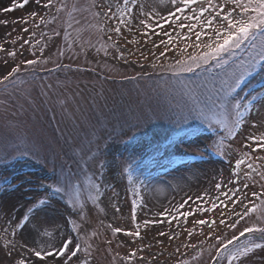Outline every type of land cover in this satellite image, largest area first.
I'll return each mask as SVG.
<instances>
[{"label":"rangeland","instance_id":"rangeland-1","mask_svg":"<svg viewBox=\"0 0 264 264\" xmlns=\"http://www.w3.org/2000/svg\"><path fill=\"white\" fill-rule=\"evenodd\" d=\"M12 3L13 0H0V20L9 21L6 27L0 24V37L10 32L11 36L5 37L8 40L17 36L28 39L34 32L36 36L33 44L37 45V41L42 42L41 33H44L43 39H47L52 35L53 28L61 32L67 28L70 33L69 39L75 41V47L70 54L73 58L69 59L66 55L61 61L69 66L68 69L49 73L46 69L53 68V63L38 66L36 69L21 66L20 73L31 72L33 74L31 78L25 75L23 78L17 77L19 80L15 86L0 92V205L15 204L21 212L26 207L39 210L41 208L39 200L50 198L49 206L35 213L38 222L48 233L44 239L53 237V234L70 235L82 245L81 259L87 258L92 264H124L121 258L126 257L131 251L128 237L122 233L113 235L112 228L134 230L135 223H140L143 235L146 231L142 224L144 219H160L159 213L165 209H174L189 196L196 197L208 192L215 198L220 195L215 191V183L227 182L229 173L236 171L234 164L239 158V153L229 152L228 148L230 143L232 148L236 147L234 141H237V134L233 132L229 136L225 130L229 129L231 116L227 105L232 98L237 97V93L244 104L247 103L245 97L250 99L251 96H256L257 102L251 109V115L257 120H264V107L261 106L264 103V85L259 89H253L247 84L236 94L221 89L220 85L223 80L229 79L231 74L241 73L242 64L254 61L259 54V42H256V48L251 46L239 60L235 62L233 60L226 68L220 66L216 76L202 75L193 79L185 75L178 77L171 73L164 75L162 72H170L164 69L175 59L199 51L187 47L195 40L194 34L192 40L185 41L180 33H175L174 39L176 36L181 38L169 46L171 50L165 57H159L163 47L152 49L151 46V41L159 42L162 35H153L151 40L145 43L148 38L140 32L133 36L124 31L127 40L132 41L125 44V41L112 34L111 43L119 41L128 52L133 53L129 56L131 66H127L123 61L112 59L116 50L111 47V43H107V35L99 31V28L104 26V20L92 15L96 9L88 10L92 0H67L69 8L75 3L78 11L71 20L66 13H61L55 24L52 23L50 15L55 9L45 11L39 9L34 2H30L23 9L17 7L13 12L2 11ZM141 5L146 13L158 14L155 19H160V16L167 17L168 10L172 8L170 0H137V11ZM32 11H40L48 20V25L41 24L39 16L33 21L29 17ZM21 17H28L29 23L27 25L11 23ZM69 23L71 27H68ZM108 23L114 25L116 21L111 20ZM23 27H28L29 33H23L21 31ZM164 28L167 29L166 24ZM202 39L207 41V36H203ZM57 47H65L63 39H59L55 45L49 40L43 55L55 60ZM184 48L187 49L186 52L180 54L179 50ZM105 49L109 53L107 57L104 55ZM149 50L154 51L159 59H155ZM141 52L148 56V60L140 55ZM36 56L40 57L39 51ZM27 58L34 57L29 55ZM151 63H155L157 68L153 69ZM141 65L144 67L141 68ZM160 65L164 67L161 68ZM260 73L264 77V68ZM257 109L260 110L259 113ZM189 110H193L196 119L169 122L158 118L168 111L187 113ZM240 111L245 117L249 116L243 108ZM137 117L141 121L149 119L150 122L143 124L138 130L129 131L125 120L135 123ZM200 122L211 124L217 131L210 134L203 131L204 129L193 130L178 138L169 148L162 144L165 135L170 131L181 127L188 128ZM122 127L127 135L120 134ZM132 132L142 134L139 133L134 140L126 142L125 139ZM214 143L216 147L206 151L208 146ZM240 151L244 152L247 149L241 148ZM182 153L203 154V159L194 158L191 161L170 164L169 156ZM16 154L25 156L9 163L8 158ZM99 161L105 163L104 168L100 167ZM252 162L255 165L264 163L259 160ZM242 169H247L246 163L242 165ZM240 179H243V174ZM67 180H70V185L65 188ZM97 185L100 186V193L107 194L106 198L98 196ZM227 186L230 185L226 184ZM58 187L61 191L54 192L53 190ZM235 187L239 188L240 185L236 184ZM253 187L257 192H264L259 182L254 183ZM244 191L241 189V193ZM134 192L137 193L138 202L142 197L146 206L145 211L137 209L135 223L131 214ZM248 195L250 197V192ZM98 200H103V203H98ZM254 202L259 207V201ZM225 203L229 204L228 211H231L230 202L225 200ZM73 205L76 208L85 205L87 215L80 218L70 215ZM66 207L69 211L65 210ZM205 207L209 211L203 217L197 218L218 221L222 209L212 210L207 199ZM89 208L92 209L91 213L87 212ZM225 214L227 215V212ZM12 215L15 217L17 212H13ZM28 215L31 216L33 213ZM64 217L69 221L67 225ZM5 219L4 212L0 211V227L4 226ZM192 219L189 217L187 224L181 220L179 227L176 226L177 222L173 221L172 230L182 233L185 227H192ZM253 223L264 227V215L261 212L254 213L251 219H246L239 227L242 229L245 224ZM35 226V223L29 224V228ZM57 229L60 230L59 233ZM160 230L169 231V227L167 224L157 225L151 229L149 236ZM199 231L197 228L191 239L186 233L171 242L161 238L164 240L163 245L146 249L142 253L138 252L137 256L148 258V251H163V256L158 257L160 264H178L185 259L190 260L191 264H208L211 256L215 255V249L209 248V245L215 242L206 236L198 235ZM203 231L207 234L209 229L205 227ZM226 231L230 237L232 231L230 229ZM236 234L238 235V232ZM106 238L112 240L111 246L105 242ZM121 241L124 242L122 245ZM200 241H204L202 246ZM243 241L241 244L232 245L231 248L245 245L252 239ZM182 243L202 247V257L199 260L193 259L198 249L183 246L176 252L177 245ZM88 250L91 251V256L88 255ZM3 257L4 252H0V259ZM262 260L264 253L257 250L256 255L252 257V264H261ZM132 264H141V261L137 259ZM219 264L227 262L221 260ZM245 264L248 262L245 261Z\"/></svg>","mask_w":264,"mask_h":264},{"label":"snow or ice","instance_id":"snow-or-ice-1","mask_svg":"<svg viewBox=\"0 0 264 264\" xmlns=\"http://www.w3.org/2000/svg\"><path fill=\"white\" fill-rule=\"evenodd\" d=\"M30 2H34L39 9L49 10L55 9L51 12L52 23L55 24L59 19L61 13H66L70 20L74 17V13L78 11L75 3L69 8L67 0H13V3L2 11L13 12L17 7L23 9ZM172 8L168 10L167 17L160 16V19H155L156 13H146L144 7L139 6L137 11V0H92L88 10L96 9L92 12V15L97 19L104 20V26L99 28L100 33L107 35V43L112 42V34H115L120 40L125 41V44L131 43L124 35V31L133 34L140 32L144 37L151 40V36H161L159 42L152 40V49L163 47L160 51L159 57H165L166 53L171 50L170 45L176 43L177 40L183 37L185 41L192 40L194 34L195 40L192 41L187 47H192L194 50L188 53L182 58L175 59L172 64L164 70L170 71L173 75L180 72H194L196 69L201 68L202 65L208 64L211 60L217 61V66L227 65L228 61L223 58L224 54L234 55L235 50L240 49L241 46L251 40L252 47L256 48V39L259 36V54L260 59L264 61V0H170ZM199 6L198 8L196 6ZM191 13V15H189ZM40 17V23L48 25V20L41 14L40 11H32L29 13V17L35 21L36 17ZM115 20L114 25H110L108 22ZM163 21V23H161ZM79 23V21H76ZM12 24H24L29 23L28 17H21L11 21ZM0 24L5 27L9 24L8 20H0ZM167 25L168 31L164 28ZM39 26V25H37ZM71 23L68 27H71ZM159 29V31H158ZM15 29H13L14 31ZM23 33H29L28 27L21 29ZM180 33L181 36L174 34ZM11 36V33H5L3 37H0V84L7 85L10 81L14 80L21 71V66L25 68L35 69L38 66L53 63L54 67L46 69L49 73L61 72L68 69V65L63 64L61 61L66 55L69 59L73 58V49L75 47V41L70 40V33L67 28L61 32L56 28L52 29V35L47 39H43L44 33H41V41H37V45L33 44L36 34L33 32L28 39L23 36H17L12 40H8L5 37ZM203 36H207V41L202 39ZM166 38V39H165ZM59 39H63L65 47L56 49V59L52 57H45L44 51L48 45V41L51 40L55 45ZM139 43V41H135ZM19 45L17 48L16 46ZM111 47L116 50V54L112 56L113 60L123 61L124 65L131 66L129 56L133 53L128 52L124 45H121L119 41L111 43ZM123 48V50H121ZM186 48L180 49V54L186 52ZM37 51L40 53V57L36 56ZM83 51V46H81ZM150 51V54L155 58L154 51ZM99 52V49H97ZM128 53L127 55L125 53ZM86 55V52H84ZM31 55L32 59L27 58ZM105 57L109 55L108 50L104 51ZM145 60H148V56L140 53ZM18 61V62H17ZM255 66V61L252 63L242 64L243 71L236 75L231 74L229 79H225L221 82V89L226 91H235L240 87L245 72L251 70ZM144 65H141L143 68ZM153 69L157 68L155 63H151ZM163 68V65H160ZM80 71V69H76ZM237 97L232 98L227 105L229 108V115L234 111L235 120L231 129L226 128L229 136L236 132L237 141L236 147L232 148L231 143L228 148L229 152L239 153V158L235 160L234 169L236 171L229 173V180L227 182L215 183V191L220 195L215 198L211 197L208 192H204L196 197L189 196L186 201L177 205L174 209H165L159 213L160 219H144L142 221L143 227L146 230L143 235L141 232V224L135 223L137 220V209L145 211V204L143 198L137 197V193H133V199L131 201V214L132 221L135 223L134 230H125L121 227L112 228L113 235L124 234L128 237V245L131 251L127 253L124 260V264H132L134 260L141 261V264H160L159 258L163 256V251L152 252L148 251L147 257L137 256L138 252H145L146 249H151L157 245H163L166 238L169 242L176 240L183 233L187 234V237L191 239L196 234V229L200 231L198 235L206 236L207 239L214 241V244H210L209 248L215 249V255L211 256L212 264H219L221 258L226 260L227 264H252V257L256 255L257 250L264 253V242L257 243L255 240L249 241L247 244L236 247L234 250L231 248L234 243H238L241 237L245 234L255 236L259 233L260 240L264 241V227L257 226V224H245L242 229L239 227L246 219H251L254 213L261 212L264 215V192H257L253 187L256 182L260 183V187L264 188V163L255 165L252 161H264V155H257V153H264V120H257L252 117L251 109L257 102L256 96H251L249 99L245 97L247 103L244 104ZM264 107V103L261 104ZM243 108L244 112H248L249 116L245 117L240 109ZM257 109V113H259ZM159 119H166L169 122H178L187 120L189 118L196 119V115L193 114V110L180 112L168 111L158 117ZM135 123L130 120H125V125L129 131L133 129H139L143 124L149 123V119L140 120L136 118ZM221 123H223L221 121ZM239 129V131H237ZM121 135H127L124 128H121ZM134 140L135 137H130ZM175 142V141H173ZM222 144L223 141H220ZM191 146V145H189ZM216 147L215 143L208 146L206 151H211ZM244 148L247 151L241 152L240 149ZM200 159H203V154ZM247 164V169L243 170L242 165ZM100 167L104 168L105 163H100ZM243 174V179H240ZM195 175V174H194ZM60 181H57L59 184ZM230 185V186H227ZM239 184L240 187H235ZM70 185V180H67L65 188ZM99 185L96 186L98 196L105 197L106 193L99 192ZM221 189H225L221 191ZM241 189L245 191L241 193ZM54 192H60L61 188H55ZM250 192V197L248 193ZM223 197V199L221 198ZM211 204V209H222L220 211V218L206 219L197 218L203 217L206 212L209 211L205 207V200ZM48 199H40L39 204L41 208L39 210L33 207H26L23 212L16 208L15 204H3L0 205V211L4 212L6 217L4 226L0 227V234H2V242H0V252H4L3 259H0V264H92V261L84 258L81 259L80 252L82 245L78 243L72 236L56 235L49 239H44L48 235L42 224L38 222V218L35 215L37 211H43L49 206ZM228 200L232 206L231 211H228L229 204L225 203ZM259 201V207H257L254 201ZM247 201V203H245ZM98 203H103V200H98ZM240 208L241 211L236 209ZM186 209V210H185ZM66 211L69 209L66 207ZM92 209H88L87 212L91 213ZM103 211V209H101ZM119 211V208H117ZM150 212V210H147ZM17 212V215L13 217L12 213ZM227 212V215L225 214ZM33 213V215H28ZM70 215H75L80 218L85 213V205H81L76 208L72 206ZM192 217V227L183 229L182 233H176L172 230L173 221L177 222V227L180 226V221L183 220L185 224L188 223V218ZM234 217V219H233ZM55 219V217L53 218ZM65 225L69 223L66 217L63 218ZM35 223V227L29 228V224ZM167 224L169 231H157L151 236L149 233L151 229L157 225ZM207 227L208 233L205 234L203 229ZM11 229V231H9ZM231 230L232 234L229 237L226 230ZM57 229V233H59ZM238 232V235L236 234ZM105 242L111 246L112 240L107 239ZM154 242V243H153ZM124 242L121 241V245ZM204 241H200L202 246ZM134 246V247H133ZM183 246L185 248L198 249L196 256L193 259L199 260L203 255V248L197 244L182 243L177 245L176 252H179V248ZM90 249V246H89ZM88 255L92 253L88 250ZM178 264H191L190 260H181ZM264 264V260L261 261Z\"/></svg>","mask_w":264,"mask_h":264},{"label":"bare ground","instance_id":"bare-ground-1","mask_svg":"<svg viewBox=\"0 0 264 264\" xmlns=\"http://www.w3.org/2000/svg\"><path fill=\"white\" fill-rule=\"evenodd\" d=\"M139 54V53H138Z\"/></svg>","mask_w":264,"mask_h":264}]
</instances>
